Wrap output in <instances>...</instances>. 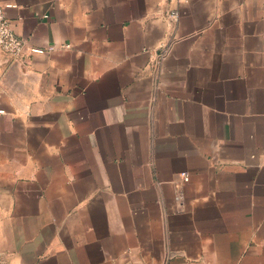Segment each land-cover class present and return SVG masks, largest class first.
<instances>
[{
  "label": "crops",
  "instance_id": "0c3cea01",
  "mask_svg": "<svg viewBox=\"0 0 264 264\" xmlns=\"http://www.w3.org/2000/svg\"><path fill=\"white\" fill-rule=\"evenodd\" d=\"M0 4V264H264V0Z\"/></svg>",
  "mask_w": 264,
  "mask_h": 264
},
{
  "label": "built area",
  "instance_id": "2783aa9c",
  "mask_svg": "<svg viewBox=\"0 0 264 264\" xmlns=\"http://www.w3.org/2000/svg\"><path fill=\"white\" fill-rule=\"evenodd\" d=\"M7 5L9 4H0V48L17 58H20L24 51H27L29 54L44 52V48L26 46L24 39L15 33L5 13V7ZM177 14L178 11L176 8L170 9L168 12L170 19H175ZM52 48H54V45L48 47V49ZM1 112H3V109H0ZM182 176L184 179L187 178L186 174H182ZM174 199L176 201V208L178 210L182 209L184 202L182 200V187L179 184L174 186Z\"/></svg>",
  "mask_w": 264,
  "mask_h": 264
},
{
  "label": "rangeland",
  "instance_id": "374dc122",
  "mask_svg": "<svg viewBox=\"0 0 264 264\" xmlns=\"http://www.w3.org/2000/svg\"><path fill=\"white\" fill-rule=\"evenodd\" d=\"M10 55V54H9ZM11 56V55H10ZM11 58L13 59V60H17V61H20V58H17V57H13V56H11Z\"/></svg>",
  "mask_w": 264,
  "mask_h": 264
},
{
  "label": "water",
  "instance_id": "95a60500",
  "mask_svg": "<svg viewBox=\"0 0 264 264\" xmlns=\"http://www.w3.org/2000/svg\"><path fill=\"white\" fill-rule=\"evenodd\" d=\"M15 62H17V60H14Z\"/></svg>",
  "mask_w": 264,
  "mask_h": 264
}]
</instances>
